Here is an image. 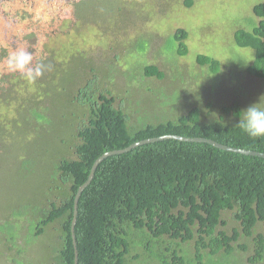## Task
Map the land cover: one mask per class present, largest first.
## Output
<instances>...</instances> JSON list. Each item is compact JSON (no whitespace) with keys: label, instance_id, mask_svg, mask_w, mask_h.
<instances>
[{"label":"trees","instance_id":"16d2710c","mask_svg":"<svg viewBox=\"0 0 264 264\" xmlns=\"http://www.w3.org/2000/svg\"><path fill=\"white\" fill-rule=\"evenodd\" d=\"M185 5L191 8L194 0H185ZM253 12L257 20L251 29H237L234 38L240 47L255 51L246 71L262 81L264 1L254 4ZM152 37L158 48L168 40L170 52L179 57L189 53V32L183 27L167 37ZM196 61L209 74L222 68L219 59L206 54H198ZM141 64L144 77L171 87L167 97L176 89L181 92L165 116L134 113V100L122 93L127 81L120 84L127 69L117 68L115 60L100 68L92 64L81 82L59 84L58 91L51 88L58 65L45 63L50 67L42 74L41 82L47 83L42 101L31 94L24 105L20 103L27 114L30 110L38 114L46 137L41 136L37 148L40 167L35 165L31 173L39 179L26 204L1 225L5 264H75V198L95 161L109 151L179 135L264 153V138L250 137L238 124L241 110L257 101L252 93L232 90L216 97L199 90L197 78L175 81L170 68L161 63ZM50 90L58 105L54 120L39 113L51 103ZM19 227L32 229L33 237L43 241L40 259L29 255ZM75 235L78 264H215L234 255L243 257L245 264H261L264 157L175 138L109 155L81 193Z\"/></svg>","mask_w":264,"mask_h":264},{"label":"rangeland","instance_id":"374dc122","mask_svg":"<svg viewBox=\"0 0 264 264\" xmlns=\"http://www.w3.org/2000/svg\"><path fill=\"white\" fill-rule=\"evenodd\" d=\"M260 1L264 0H194L188 8L185 0H0V228L35 192L39 178L31 173L35 165L40 167L37 148L44 132L38 114L31 110L27 114L20 103L24 105L31 94L41 102L47 89V83L41 82L44 76L29 82L20 72H9L5 61L10 52L19 48L32 52L33 66L37 62L57 64L56 81H51L55 91L61 90L59 84L81 82L92 64L100 68L115 60L117 68L127 69L120 84L127 81L128 87L122 93L132 97L138 116L144 111L165 116L182 97L177 89V97L175 93L167 97L166 90L171 87L144 77L141 61L170 68L175 81L197 78L199 90L206 89L216 97L241 90L252 93V100L259 102L264 100V80L246 71L255 51L240 47L234 33L240 28L251 29L257 20L253 6ZM181 27L189 32L187 55L170 52L168 40L159 48L152 42V35L167 37ZM201 53L221 61L219 73L209 74L207 67L197 64ZM4 92L9 96L4 97ZM48 93L53 94L52 90ZM56 107L52 99L39 113L43 119L54 120ZM30 147L31 154H25ZM17 229L23 233L22 242H28L29 255L40 259L43 241L34 238L30 228ZM3 236L0 231V264H5L6 258ZM215 264L245 261L234 255Z\"/></svg>","mask_w":264,"mask_h":264},{"label":"clouds","instance_id":"9594fccd","mask_svg":"<svg viewBox=\"0 0 264 264\" xmlns=\"http://www.w3.org/2000/svg\"><path fill=\"white\" fill-rule=\"evenodd\" d=\"M33 60L32 52L19 48L8 54L5 65L9 72H20L29 82H34L50 66L43 62L33 66ZM238 124L250 137L264 138V100L241 110Z\"/></svg>","mask_w":264,"mask_h":264},{"label":"water","instance_id":"95a60500","mask_svg":"<svg viewBox=\"0 0 264 264\" xmlns=\"http://www.w3.org/2000/svg\"><path fill=\"white\" fill-rule=\"evenodd\" d=\"M168 138H175V139H180V140H184V141H195V142H208L218 148L227 150V151H233V152H238V153H242V154H246V155H256V156H261L264 157V153L263 152H259V151H254V150H248V149H240V148H236V147H231L228 145H224L222 143H219L215 140L212 139H208V138H203V137H195V138H189V137H184V136H179V135H166V136H161V137H157V138H150V139H146V140H142V141H138L132 145H130L129 147L125 148V149H121V150H114V151H109L105 154H103L102 156H100L94 163L91 173L88 177V180L82 184L78 190V193L76 195L75 198V205H74V218H73V222H72V235H73V239H74V246H75V264H78V248H77V240H76V235H75V225L77 222V215H78V202H79V198L81 196V193L83 192V190L90 184V182L92 181L94 174H95V170L98 167V165L100 164V162L107 156L112 155V154H116V153H123L125 151H128L130 149H132L133 147H136L137 145L140 144H144L147 142H153V141H157V140H162V139H168Z\"/></svg>","mask_w":264,"mask_h":264}]
</instances>
